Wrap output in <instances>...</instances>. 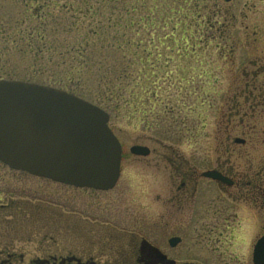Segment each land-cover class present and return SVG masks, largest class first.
Instances as JSON below:
<instances>
[{
    "label": "flooded vegetation",
    "instance_id": "obj_1",
    "mask_svg": "<svg viewBox=\"0 0 264 264\" xmlns=\"http://www.w3.org/2000/svg\"><path fill=\"white\" fill-rule=\"evenodd\" d=\"M202 2L212 18L207 32L212 38L201 40V48L214 42L219 66L223 73L228 70L220 76L221 102L216 111L223 126L218 124L217 136L223 134L226 139L214 151L216 158L205 157V164L209 159L211 162L201 169L197 155L170 154L162 141L156 142L158 147L145 146L149 152L146 157L132 153V146L130 153L137 163L155 155L146 166L145 181L151 220L133 224L134 233L119 230L123 234L117 246L95 250L92 245L106 243L95 242L90 249L77 246L65 250L66 255L61 252L62 256L52 253L32 258L29 264H257L255 247L264 240V0ZM184 46L187 48V43ZM185 47L181 52L178 47L169 50L183 59L189 55ZM157 81H162L161 76ZM234 134L240 136L232 138ZM226 141L231 144L226 145ZM122 153L121 163L126 154L123 146ZM124 171L122 163L116 186L109 191L53 182L84 193L85 209L72 203L68 213L80 238V228L87 222L96 225L98 219L109 220V194L117 191L130 202L135 198L128 196L135 190L137 193L139 185L131 176L124 178ZM209 172L218 178L206 176ZM11 195L0 209L16 206L19 200V206L36 201ZM120 204L125 205L123 199ZM87 207L96 210L89 213ZM20 212L26 215V210ZM12 247L10 243L0 247V264L25 263Z\"/></svg>",
    "mask_w": 264,
    "mask_h": 264
},
{
    "label": "rangeland",
    "instance_id": "obj_2",
    "mask_svg": "<svg viewBox=\"0 0 264 264\" xmlns=\"http://www.w3.org/2000/svg\"><path fill=\"white\" fill-rule=\"evenodd\" d=\"M188 1L190 4L192 2L190 7L192 12L196 11L195 0ZM199 3L201 6L202 0H199ZM23 10L24 7L21 4H15L12 0H0V18L5 20L3 24L0 22V80L36 82L51 86L50 83L54 80L62 79L65 71L56 67L45 69L37 65L39 70L33 67V57H29L33 52L31 53L25 47L26 44L21 42V39L26 38L20 31L24 27L15 24L25 19L27 24L29 17L23 16ZM239 10L242 9L239 8ZM63 11L62 15L65 16V20H68L71 14ZM201 12L200 23L208 26L212 23V18L209 19V15L202 6ZM193 29L195 28L191 29L188 37L196 32ZM164 33L170 35L172 29ZM200 36L212 38L207 32H202ZM188 37L184 38V44L189 42ZM178 38H181L180 34ZM24 53H26L25 57ZM28 57L31 61H28ZM42 57L50 56L44 52ZM175 58L168 62L163 56V61L160 63L162 81L157 82L160 92L158 98L155 100L143 98L142 89L146 78L141 77L140 80L133 81L137 86L139 85L138 99L142 103L138 108L134 109L132 105L127 104L106 105L108 107L103 108L110 114V127L126 153L122 162L125 169L124 178L131 176L133 182L139 185L137 193L136 190L134 192V195H137L130 193L128 196V199L135 197L132 202L117 191L109 194L108 199L111 201L109 220L98 219L100 223L96 225L87 222L85 227L80 228L83 230V237L80 238L74 231L76 227L73 226L72 216L68 213L71 211L72 203L77 206L81 204L85 209L86 199L82 191L53 185L54 183L50 180L35 178L20 171L16 172L0 163V204L9 203L11 194V197L15 194L17 199L36 200L35 203L29 201L21 206H19L21 202L19 200L16 206L11 204L5 209H0V247L4 244H13L12 250H16L18 256L24 257V264H29L32 258L47 257L52 253L66 255L65 250L69 251L77 246L90 249L95 242L101 244L106 242L102 245H92L95 250L102 246H117V243L121 242L120 234H123L119 230L124 229L126 234L134 233L133 224L151 220L149 188H146L145 181L148 178L146 166L155 155L137 163L134 160L135 156L130 153L132 146L149 145L153 148L160 145L156 144L157 141H162L170 154L197 155V158L202 161L201 169L209 166L211 159L216 158L214 151L219 149V144L224 143L226 139L223 134L217 136V127L221 124L222 118L219 111L218 114L216 111L221 102L220 76L228 70L222 72L223 67L219 66L221 62L216 57L214 42L203 50L198 49L186 59ZM130 82L132 83V80H126V84ZM149 111L150 113L146 114ZM220 127H223L222 124ZM235 136L237 134H234L232 138ZM225 144L231 143L226 141ZM209 156L211 159L205 164L204 158ZM121 199L125 205L120 204ZM59 206L62 209H59ZM20 209L26 210V215H22ZM86 210L93 213L96 208L87 207ZM83 215L89 217L88 214ZM90 218L93 221L97 220V217L91 215ZM86 238H89L90 242H86ZM79 239L81 240L78 243ZM111 241L113 243H107Z\"/></svg>",
    "mask_w": 264,
    "mask_h": 264
},
{
    "label": "trees",
    "instance_id": "obj_3",
    "mask_svg": "<svg viewBox=\"0 0 264 264\" xmlns=\"http://www.w3.org/2000/svg\"><path fill=\"white\" fill-rule=\"evenodd\" d=\"M12 1L21 4L23 16L29 17L27 24V19L15 24L24 27L20 31L27 39L21 42L33 52L32 56L28 54L33 57V67L64 70L62 79L54 80L51 86L102 108L115 104L138 108L142 103L138 99L139 85L133 81L141 77L146 78V82L142 81L143 98H158L157 78L162 75L163 56L173 61L169 49L178 47L183 51L184 38L195 28L189 42H185L188 58L203 49L201 33L210 32L209 25L200 23L203 5L199 0H195L194 12L188 0ZM63 10L71 14L68 20ZM3 21L0 18L1 24ZM168 29L172 34L164 33ZM44 52L50 57H42ZM127 79L132 83L126 84Z\"/></svg>",
    "mask_w": 264,
    "mask_h": 264
},
{
    "label": "water",
    "instance_id": "obj_4",
    "mask_svg": "<svg viewBox=\"0 0 264 264\" xmlns=\"http://www.w3.org/2000/svg\"><path fill=\"white\" fill-rule=\"evenodd\" d=\"M108 121L96 104L65 90L0 80V161L11 169L109 191L119 179L122 153ZM131 152L149 153L142 147ZM255 248L257 264H264V240Z\"/></svg>",
    "mask_w": 264,
    "mask_h": 264
}]
</instances>
